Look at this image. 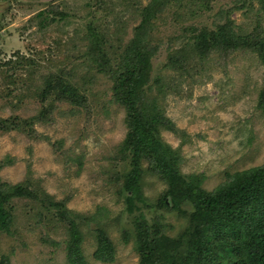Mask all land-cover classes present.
Here are the masks:
<instances>
[{
  "label": "rangeland",
  "instance_id": "rangeland-1",
  "mask_svg": "<svg viewBox=\"0 0 264 264\" xmlns=\"http://www.w3.org/2000/svg\"><path fill=\"white\" fill-rule=\"evenodd\" d=\"M134 39L149 54L136 107L161 113L154 134L199 191L179 209L142 153L127 210L134 112L117 79ZM263 47L264 0H0V182L34 195L6 204L0 264H145L142 220L188 264H264ZM240 185L234 211H198Z\"/></svg>",
  "mask_w": 264,
  "mask_h": 264
},
{
  "label": "trees",
  "instance_id": "trees-1",
  "mask_svg": "<svg viewBox=\"0 0 264 264\" xmlns=\"http://www.w3.org/2000/svg\"><path fill=\"white\" fill-rule=\"evenodd\" d=\"M143 25L144 24H141L140 28H142ZM147 45L148 44L144 39L139 42H137V39H134V41L131 42L127 50L124 52L122 60L123 66L125 65L129 68L127 69L125 67L122 76H118L117 79V88L123 89L129 95V100L131 102L130 107L134 112L132 129L125 142L126 149L133 152L135 162V168L131 174L128 175L126 182V190L128 193H131V195L127 197V210L130 214H134L136 210L139 209V206L137 205L138 203H143L141 187L142 177L139 166V157L142 153L152 155L156 168L161 171L164 178L167 180L169 185L168 194L173 202L172 208L179 209L182 199L184 200L188 198L193 192H199L197 185L187 182L180 173L178 169V160L176 159L175 153L170 145H165L160 142L154 134L158 124H162L161 113L154 112L153 110L144 111L142 108L136 107L138 101H141V98L139 97V94H141V92H139V87L143 84V81L141 80V65L149 58L146 48ZM261 53L264 56V47ZM99 57V65H101L100 69L102 71L107 69L111 72L106 56L99 55ZM124 72L126 73L124 74ZM134 83L136 84V87H134ZM63 87L66 88L64 85ZM48 91L49 89L44 91V99ZM68 92L70 93V90ZM260 96L261 103L264 106V90L261 92ZM3 166L4 162L0 163V169ZM6 187L7 189H5ZM8 189L11 190V193L8 192ZM242 189L243 186L240 185L231 188L227 192H221L212 197L204 196L203 198V196H201L202 204L198 207V211H202V206L208 207L212 213H214L216 209H221L225 212L234 211V203L241 195ZM11 195L34 197V195L32 196V193L24 187L23 189L21 186L12 188L0 182V232L9 231L13 221L10 211L6 209V204ZM137 227L139 230V247L145 264H154V261H157V257H159L160 260L165 259L166 264L173 262H175L174 264L189 263L190 258L187 257L186 252L181 255L176 254V256L175 251L172 249V245L169 244V248L166 246L163 248L159 247V244L156 243L155 238L152 235L151 227L147 225L145 220H142L140 224H137ZM253 246L254 245H252V247ZM258 255L264 259V255H260V253H258Z\"/></svg>",
  "mask_w": 264,
  "mask_h": 264
}]
</instances>
